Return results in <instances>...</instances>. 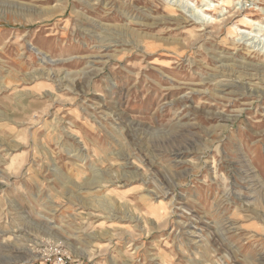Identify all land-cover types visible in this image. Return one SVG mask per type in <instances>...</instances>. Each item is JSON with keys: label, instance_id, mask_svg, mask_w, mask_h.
I'll return each instance as SVG.
<instances>
[{"label": "rangeland", "instance_id": "obj_1", "mask_svg": "<svg viewBox=\"0 0 264 264\" xmlns=\"http://www.w3.org/2000/svg\"><path fill=\"white\" fill-rule=\"evenodd\" d=\"M0 264H264V0H0Z\"/></svg>", "mask_w": 264, "mask_h": 264}, {"label": "bare ground", "instance_id": "obj_2", "mask_svg": "<svg viewBox=\"0 0 264 264\" xmlns=\"http://www.w3.org/2000/svg\"><path fill=\"white\" fill-rule=\"evenodd\" d=\"M168 12H169V14H171V16L173 15V12H172V10L170 9V10H168ZM170 16V15H169Z\"/></svg>", "mask_w": 264, "mask_h": 264}, {"label": "built area", "instance_id": "obj_3", "mask_svg": "<svg viewBox=\"0 0 264 264\" xmlns=\"http://www.w3.org/2000/svg\"><path fill=\"white\" fill-rule=\"evenodd\" d=\"M60 263H62V262H60Z\"/></svg>", "mask_w": 264, "mask_h": 264}]
</instances>
